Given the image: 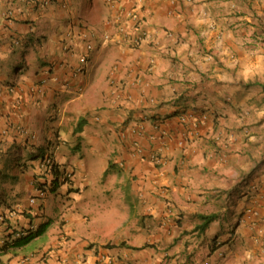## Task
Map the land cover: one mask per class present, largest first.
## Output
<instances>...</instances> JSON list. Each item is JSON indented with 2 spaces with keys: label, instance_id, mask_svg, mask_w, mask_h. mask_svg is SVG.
I'll return each mask as SVG.
<instances>
[{
  "label": "crops",
  "instance_id": "obj_1",
  "mask_svg": "<svg viewBox=\"0 0 264 264\" xmlns=\"http://www.w3.org/2000/svg\"><path fill=\"white\" fill-rule=\"evenodd\" d=\"M72 3L0 0V264H264V0H146L138 47ZM44 154L65 201L31 202Z\"/></svg>",
  "mask_w": 264,
  "mask_h": 264
},
{
  "label": "built area",
  "instance_id": "obj_2",
  "mask_svg": "<svg viewBox=\"0 0 264 264\" xmlns=\"http://www.w3.org/2000/svg\"><path fill=\"white\" fill-rule=\"evenodd\" d=\"M130 1L132 2L133 7H132L131 10L125 11V9L123 8V5L121 4V1L120 0H105V2L107 4H109L113 8H116L118 10V12H119V15H120V18H119L120 19L119 20V25L120 26L119 27H120L121 34L124 37H126L127 39H129V41L131 43L130 44L131 46L138 47L141 44V42L143 41V39L145 38L144 32H136L134 35L126 34V30L127 29H126V26H125V20H124V23H123V19H121V18H123L124 15H126L129 18V20L131 19L135 23L134 27H135L136 31L137 30H140L139 27L141 26V23H140V18H139V14H138V11L137 10H138L139 7H142L143 6V4H144V2L146 0H130ZM44 4H45V2H42V5H44ZM110 37L111 36L109 34H104V38H110ZM92 48H93V45L91 43H88L87 44V53ZM86 58H87L86 55L85 56H81L79 58L80 64L75 69V74H79V73H82L83 72V66L85 65V63L87 61ZM115 71H116V68H115ZM10 90L11 91H14V88L12 87V88H10ZM205 118H206V116L203 115L202 116V119L204 120ZM180 119H181V122L182 123L186 124L187 122H189V120L191 119V117L189 115H187V114H182L180 116ZM154 126L156 128H158L160 125L156 123V124H154ZM21 130H22V133H26V131L23 130L22 128H21ZM6 132L7 131L0 132V136H2L3 134H5ZM130 133H133L134 135H137V136H141V135H143L145 133V126L140 125V126H137V127H132L131 130H130ZM35 139H36V136L35 135H32V140H35ZM133 145H134V148H135L134 149V153H135L134 155L143 156V154H144V148H143L142 144L140 143V141L137 140V139H134L133 140ZM152 159L155 160V159H157V157L154 155V156H152ZM41 165H42V167H45L47 169H52L57 164L55 162V158L52 155H50V154H48V155L44 154L43 155V158L41 160ZM51 175L53 176L52 177V180L54 178H56V179H60L61 178L64 181H66L68 178H71V175L72 174H71V172H69V171L66 170V171H61V173L59 174V176H56L55 177V175L53 173H51ZM51 185H52V182H51ZM37 191L40 194V196H43L45 194V190L44 189H41L40 187L37 189ZM31 202L32 203H35V198L34 197L31 199ZM108 264H113V262L112 261H109ZM203 264H210V261L209 260H206V261L203 262Z\"/></svg>",
  "mask_w": 264,
  "mask_h": 264
},
{
  "label": "rangeland",
  "instance_id": "obj_3",
  "mask_svg": "<svg viewBox=\"0 0 264 264\" xmlns=\"http://www.w3.org/2000/svg\"><path fill=\"white\" fill-rule=\"evenodd\" d=\"M83 1H84V3L82 4V6L84 8L85 6H87V0H83ZM21 56H22V53H20L18 55V57H21ZM39 138H43V134L42 133L40 134V137ZM23 154H25V159L24 160L26 161V159L29 158L30 154L27 151H24ZM45 170H47V168H45V167L38 168L37 169V173L40 174V175H46V174H44V171ZM42 171H43V174H41ZM62 171H66V170L62 167ZM42 180H43V182L44 181H48L49 182V185H47L46 186V189H45V194H47V190H48V193H49L50 191H52V188L54 186V185H51V180H52L51 179V174H48L46 176H42ZM57 184H58V186H56L57 187L56 188L57 189V192L56 193L66 194V196H61L60 194H54L55 197H58L56 201L57 202H59V201L60 202L61 201H65L66 200L65 198L67 197L68 193H65V192H67V190L64 189V188H62V186L63 185H66V184H65V182H63V179H61V178L59 179V181L57 182ZM45 194L42 196L43 198H45ZM43 198L40 197V194L37 191V195L35 196V203L37 202V200L43 199ZM117 199H118V197L116 196V200ZM49 217L54 219V221H52V225H51V227H54L55 225H58L60 223V221H66V219L73 220L74 218H72V217H75V214L72 211L62 212L59 209V206L56 207L54 205H51L50 211H49ZM35 243H38V241H35ZM35 243H33V244H35ZM35 245H37V244H35Z\"/></svg>",
  "mask_w": 264,
  "mask_h": 264
},
{
  "label": "trees",
  "instance_id": "obj_4",
  "mask_svg": "<svg viewBox=\"0 0 264 264\" xmlns=\"http://www.w3.org/2000/svg\"><path fill=\"white\" fill-rule=\"evenodd\" d=\"M84 3L83 0H73V7H77V8H80L82 6V4ZM93 7H98V0H87V6H85L83 8V10H86L87 8H93ZM83 15L84 13L82 11H80ZM262 164H263V161H261L260 164H257L256 167L252 170L251 174L253 173H256L257 170H259L261 167H262ZM54 171V172H53ZM53 173L56 176H59V174L61 173V171L58 169V166L56 165L55 167H53L52 169H47L44 171V174H51ZM59 181V179H56L54 178L51 182H52V185H56L57 182ZM63 182H65L63 180ZM48 184L46 182H41L39 183V187L41 189H46V186ZM41 198H43L42 196H40ZM35 198V197H34ZM219 217L218 214H208V215H205V214H202L200 216V218L202 219V223L200 224L199 228L201 231H204L208 225H210V223H212L213 221H215L217 218ZM49 225V221L46 222L43 226H41V228L36 232L37 235H40L41 233L45 232L47 226ZM35 236L33 234H30L29 236H26L23 238V240H21L20 242H18V245H24V244H27L28 242H30ZM5 247V246H4Z\"/></svg>",
  "mask_w": 264,
  "mask_h": 264
}]
</instances>
